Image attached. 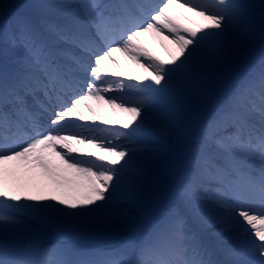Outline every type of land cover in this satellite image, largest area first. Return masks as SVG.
Returning a JSON list of instances; mask_svg holds the SVG:
<instances>
[{"label":"snow or ice","instance_id":"snow-or-ice-1","mask_svg":"<svg viewBox=\"0 0 264 264\" xmlns=\"http://www.w3.org/2000/svg\"><path fill=\"white\" fill-rule=\"evenodd\" d=\"M0 264H264V0H0Z\"/></svg>","mask_w":264,"mask_h":264},{"label":"bare ground","instance_id":"bare-ground-1","mask_svg":"<svg viewBox=\"0 0 264 264\" xmlns=\"http://www.w3.org/2000/svg\"><path fill=\"white\" fill-rule=\"evenodd\" d=\"M145 45L148 48H154V50L160 51L158 47V42L153 40L151 37H144L143 38ZM170 47H173L169 45ZM116 58L119 61L121 68L119 70L123 71L124 75L121 77L125 81V83H138L137 80L134 78L137 76H143L145 73L142 69L138 68L135 64H133L131 61H129L126 57L122 56L121 54L117 53ZM109 67H112L111 65ZM113 70H117L113 68ZM107 95H121L119 93H109ZM88 103L97 110V114L102 116L104 119L112 121L113 123L109 125H104L101 121H85L83 123H87L93 127L95 125L105 126V127H113V128H120L122 127V123L124 119L126 118L127 114L120 112L119 109H112L109 108L107 105L98 106L96 101H88ZM81 112L85 116L91 115L86 108L81 106ZM117 121L119 123H117ZM95 123V124H94ZM78 147H84V146H78ZM90 151L97 152L98 155L102 154L99 153V151L95 148H90ZM9 168L12 167V165L8 166ZM47 183V182H45ZM7 188L10 191V193L20 195L21 197H25L28 195H36V196H51L56 195L58 200L61 198H67L71 195V193L66 192L64 189H55L54 186H52L50 183H47V186H36L35 182L29 181L27 177H22L16 180H13L11 176L7 178ZM21 202H24L23 200ZM48 203H55L54 201H46ZM59 206V205H58ZM69 211H71L69 209ZM215 231V229L213 230ZM227 237L226 242H234L236 243V236L233 232H228L225 234Z\"/></svg>","mask_w":264,"mask_h":264},{"label":"rangeland","instance_id":"rangeland-1","mask_svg":"<svg viewBox=\"0 0 264 264\" xmlns=\"http://www.w3.org/2000/svg\"><path fill=\"white\" fill-rule=\"evenodd\" d=\"M6 3H20L22 2V0H5ZM147 37V36H146ZM164 43H167V41H165ZM158 47L160 51L154 50V48H149L152 53L154 55H158L161 58H166V53L164 51V49L162 47H160L159 43H158ZM174 47V46H173ZM245 52V49H241V55H243ZM121 94V93H119ZM50 241H59L61 242V244H58V248H70L73 247L75 245H79V246H84V242H81L78 240V238L65 234L64 232L61 231H57L53 228H49L45 231V234L41 240V244L44 246L47 242ZM227 244H234V242H226ZM56 247V246H53Z\"/></svg>","mask_w":264,"mask_h":264}]
</instances>
